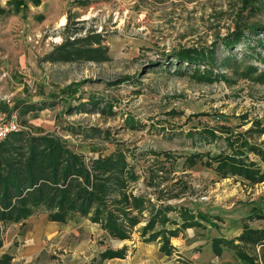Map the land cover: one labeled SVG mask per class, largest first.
<instances>
[{
	"label": "rangeland",
	"instance_id": "1",
	"mask_svg": "<svg viewBox=\"0 0 264 264\" xmlns=\"http://www.w3.org/2000/svg\"><path fill=\"white\" fill-rule=\"evenodd\" d=\"M49 2L40 8L47 20L36 18L37 32L27 21L4 32L0 127L13 122L12 132L59 135L85 161L121 151L127 173L136 177L125 192L129 200L137 195L144 201L141 211L126 215L138 221L127 238L111 236L89 218L56 222L38 210L1 231L0 264H247L229 242L237 244L246 226L264 229L258 218L264 181L222 178L206 161L220 150L231 152L224 137L243 149V139L253 138L264 149V133L244 134L256 121L264 128V77L246 71L248 64L264 69L251 49L264 29L255 36L250 30L264 25V0ZM67 26L100 33L106 59L42 61L72 34ZM238 27L244 35L223 46L220 40ZM185 47L238 60L228 66L218 61L212 79L203 80L195 64L170 66L175 50ZM21 104L42 107L25 112ZM247 156L264 169V160ZM113 203V197L107 201L112 210ZM152 216L158 220L142 231ZM156 232L160 236L151 239ZM107 250L124 254L103 257ZM241 250L264 263L259 246Z\"/></svg>",
	"mask_w": 264,
	"mask_h": 264
},
{
	"label": "trees",
	"instance_id": "2",
	"mask_svg": "<svg viewBox=\"0 0 264 264\" xmlns=\"http://www.w3.org/2000/svg\"><path fill=\"white\" fill-rule=\"evenodd\" d=\"M67 28L72 34H68L60 44L54 45L52 51L43 55L42 61L68 63V61L83 60L98 62L106 59V49L100 45L102 37L100 33L91 30L79 33L78 26L72 28L67 26ZM262 29L264 25L260 23L250 28L253 36L258 35ZM243 35L244 31L238 27L236 31L222 38L220 43L229 48ZM254 42L255 47L252 46L251 49L255 50L256 59L264 62V56L260 51H256L257 47L264 52V39L259 36ZM244 56L245 60L249 57L247 54ZM172 59L170 66L174 67L176 65L188 67L189 64H195L194 70L200 73L203 80L212 79L218 61H221L220 65L228 66L238 60L232 55L219 60L214 49L203 47L177 49ZM200 66L203 68L199 69ZM246 67L247 73L264 77V69L258 70L254 64H248ZM21 107L26 112L42 106L21 104ZM257 124L260 123L256 121L244 134L252 136L253 133L254 135L264 133V128H257ZM210 133V137L214 138V132ZM224 138L231 146V152L220 150L209 158L210 161H206V165L216 164L215 171L222 178L239 176L255 183L264 181V169L261 170L257 162L247 156L250 152L264 160V149L253 143V138L251 141L248 138L243 139L245 149L237 146L233 139L231 141L230 138ZM135 179L132 172L127 173V162L121 151L85 161L83 155L70 149L59 135L49 133L39 135L31 130L14 131L0 140V235L7 224L21 222L38 210H45L49 212L50 220L67 222L75 216H82L92 222L101 223L111 236L127 238V233L138 221L137 217L129 218L126 215L134 209L141 211L144 201V196L137 195H132L129 200L125 192L129 182ZM112 197L114 210L121 213L124 220L118 219L114 210L108 207L107 201ZM171 208L168 206V209ZM157 216L150 217L147 225L141 230L146 231L147 226L152 227L155 219L158 220ZM205 217L206 215H201V218L205 219ZM258 217L264 218V213L259 214ZM159 236L156 232L150 238L156 239ZM237 240V244L233 245V242L229 244L230 247L236 248L239 257L247 261V264H261L247 256V253L244 254L241 246L250 250L259 246L264 250V229L246 226L237 236ZM123 254L122 250H107L103 257H118ZM261 256L264 259V255Z\"/></svg>",
	"mask_w": 264,
	"mask_h": 264
},
{
	"label": "crops",
	"instance_id": "3",
	"mask_svg": "<svg viewBox=\"0 0 264 264\" xmlns=\"http://www.w3.org/2000/svg\"><path fill=\"white\" fill-rule=\"evenodd\" d=\"M49 1L50 0H0V53L6 51L1 45L6 37L4 32H9L15 23H22L18 25V27L23 28L24 21H27L32 24L34 32H37L35 26L41 23V21L37 22L36 18L40 15L39 18L47 20L45 19L47 14H41L40 8L47 6L50 3ZM42 2L43 4H41ZM37 27H40V25ZM9 36L11 37V35ZM17 40L21 41V38H17ZM40 132L41 131H38L36 133L39 134Z\"/></svg>",
	"mask_w": 264,
	"mask_h": 264
},
{
	"label": "built area",
	"instance_id": "4",
	"mask_svg": "<svg viewBox=\"0 0 264 264\" xmlns=\"http://www.w3.org/2000/svg\"><path fill=\"white\" fill-rule=\"evenodd\" d=\"M14 125H15V124H13V122H12V123H11L10 125H8V126L4 125V126L0 127V140H1V139H4V137H5L9 132H12V131H13V129H16ZM19 130H20V129H19ZM19 130H18V128H17V130H14V131H19Z\"/></svg>",
	"mask_w": 264,
	"mask_h": 264
}]
</instances>
